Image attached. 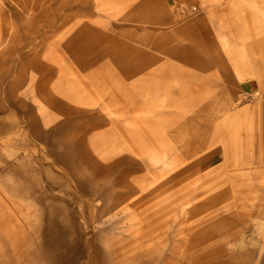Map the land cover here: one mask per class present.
Wrapping results in <instances>:
<instances>
[{"label": "rangeland", "instance_id": "rangeland-1", "mask_svg": "<svg viewBox=\"0 0 264 264\" xmlns=\"http://www.w3.org/2000/svg\"><path fill=\"white\" fill-rule=\"evenodd\" d=\"M0 264H264V0H0Z\"/></svg>", "mask_w": 264, "mask_h": 264}, {"label": "bare ground", "instance_id": "bare-ground-1", "mask_svg": "<svg viewBox=\"0 0 264 264\" xmlns=\"http://www.w3.org/2000/svg\"><path fill=\"white\" fill-rule=\"evenodd\" d=\"M242 9H239L238 11H237V15H236V17H237V22H238V24H240V23H242V20H244L243 19V16L241 15L242 14ZM254 15H256V14H254ZM254 17V16H253ZM256 17V16H255ZM245 24V21H244V23H243V25ZM245 28V26H243L242 27V29H244ZM240 34H241V30H238V37H239V39L240 40H242L243 39V37L241 38L240 37ZM252 42H253V40H251ZM248 47L250 48V49H252L253 50V46H252V44H248ZM236 69H237V71L238 72H240V74H242L243 76H250V75H252L253 74V72H250L249 71V69H246V67H245V65H242V61H241V55L240 54H237V58H236ZM252 71H254V70H252ZM259 218V217H258ZM257 221H259V219H256Z\"/></svg>", "mask_w": 264, "mask_h": 264}]
</instances>
